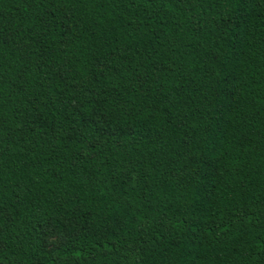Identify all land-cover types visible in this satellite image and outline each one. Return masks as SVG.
<instances>
[{
    "label": "trees",
    "instance_id": "1",
    "mask_svg": "<svg viewBox=\"0 0 264 264\" xmlns=\"http://www.w3.org/2000/svg\"><path fill=\"white\" fill-rule=\"evenodd\" d=\"M0 264H264V0H0Z\"/></svg>",
    "mask_w": 264,
    "mask_h": 264
},
{
    "label": "rangeland",
    "instance_id": "2",
    "mask_svg": "<svg viewBox=\"0 0 264 264\" xmlns=\"http://www.w3.org/2000/svg\"><path fill=\"white\" fill-rule=\"evenodd\" d=\"M104 127L107 128L105 124H104ZM67 226H72V224L68 223ZM68 231L69 229L65 231H60L52 223H49L48 225L44 226L43 233H44L46 247L49 250H52L64 244L67 239Z\"/></svg>",
    "mask_w": 264,
    "mask_h": 264
}]
</instances>
